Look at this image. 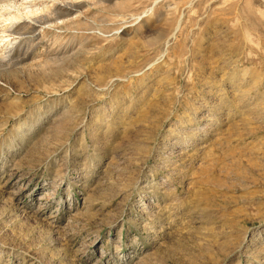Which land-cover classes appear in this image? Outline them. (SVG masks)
I'll return each mask as SVG.
<instances>
[{"label":"rangeland","instance_id":"1","mask_svg":"<svg viewBox=\"0 0 264 264\" xmlns=\"http://www.w3.org/2000/svg\"><path fill=\"white\" fill-rule=\"evenodd\" d=\"M7 3L0 264H264V0Z\"/></svg>","mask_w":264,"mask_h":264},{"label":"bare ground","instance_id":"2","mask_svg":"<svg viewBox=\"0 0 264 264\" xmlns=\"http://www.w3.org/2000/svg\"><path fill=\"white\" fill-rule=\"evenodd\" d=\"M5 5L6 6L4 7V10L5 9L7 10L10 7L11 8L15 7V9H14L15 13L14 14H10V11L8 13H4V11L0 13V17H3V20L9 21L11 23L10 27L9 28L7 27L8 29H6V30L9 31L8 32L9 35L18 34L21 37H22L23 33L20 31V29L22 27L21 28L20 27H17V28L14 27V23L16 21H18L19 19H21V18L26 16V17H30L31 20H34V18L32 16L38 15L37 13L39 11L40 15L37 16V19L35 18V20L37 22L43 23V22H47V21H50V20L52 21L53 19L55 20V18L66 16V14H69L71 12L70 9L73 8L72 6H74V4H70V6H68V5L65 6V9H62L60 7L59 9H53V10L51 9L50 11H45L44 12V9H39V8H35V7L33 8V5H34L33 3L31 5H29L28 7H20V6L16 5L15 3H7ZM25 8H26V10L24 11ZM70 22L71 21L66 22L65 25H68ZM28 25H29L28 27H30L31 29L34 27L33 25H30V24H28ZM57 26L58 25H56V27ZM15 39H16L15 37L7 38L5 40L7 42V46H5V48L12 47V46H9V45L18 46V43H16ZM13 52H16V50H12V48H11V49H8L7 53H3V55L0 54V62H3L4 59H6L7 61L12 60L11 59V54H13Z\"/></svg>","mask_w":264,"mask_h":264}]
</instances>
